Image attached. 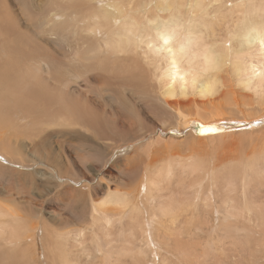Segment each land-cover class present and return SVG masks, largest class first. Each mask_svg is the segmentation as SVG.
Segmentation results:
<instances>
[{
    "label": "rangeland",
    "instance_id": "374dc122",
    "mask_svg": "<svg viewBox=\"0 0 264 264\" xmlns=\"http://www.w3.org/2000/svg\"><path fill=\"white\" fill-rule=\"evenodd\" d=\"M45 1L0 0V109L3 110H0V130L8 134L9 139L14 134L15 139H10L11 145H17V151L19 148L20 152L23 151L22 157L33 160V154L29 152L30 145L33 141L40 142L36 138L39 128L32 130L28 126L37 121V117L42 118L47 108L40 106L41 101L34 91L35 88H42V83L36 80V77L45 75L44 78L47 79L46 75H51L47 82L48 87H51L50 91H44L45 94L48 93L49 99L60 100L59 96H55L60 93L61 99L69 102L71 106L81 107L87 116L86 119L91 120L93 126L85 123L90 130L87 127L82 128L85 134H72L74 137L65 133L51 135L46 144L48 143V147L52 148L55 154L62 153L61 156L69 160L64 162L56 156L63 172L69 167L75 174L83 172V162L78 156L85 154L90 160L86 162V166L92 167L90 175L99 179L95 177L90 183L84 181L87 183H82L81 188L63 189V194L69 191L70 195L67 197L64 194L65 197L62 194L61 198L59 195L62 189L54 185L56 179L51 178V175L56 177L51 169L32 161H14L17 165L11 167L6 161L0 160V164L13 171L10 173L0 169L4 173L2 176L7 179L0 181V204L27 216L23 219L26 221L24 226L32 224L31 221L36 222L33 224L35 227L29 229L30 234L11 238L15 239L16 245L19 246L15 245L10 249L8 244L0 243V264L55 263L54 253L47 254L50 250L49 245H46L48 238L44 230L47 225L54 231L58 230V226L64 227L63 230L66 231L75 229L73 236L66 237L69 243L68 258L75 264H264V128L246 133L237 132L239 128L232 129V124L242 119H230L231 121L226 123L224 121L222 124H216L212 132L196 133L187 128L194 136L202 137L200 140L192 134H188L187 138L183 137L187 135L184 133L174 135L171 130L176 127L171 123L161 126L166 131L169 129V132L165 131V135L163 133L164 136H160L161 139L157 136L159 127L154 135L151 134L155 130L154 127L160 126L162 122V111L150 102L153 100L151 97L147 98V95L154 96L150 91L157 88L149 87L150 81H147V84L145 81L141 87L135 82L136 79L121 76L120 71L115 70L119 62L104 64L96 59L86 61L85 53L95 47L97 38L106 31L104 27L98 26L100 35L85 37L86 30L93 24L88 22L93 13L91 6L85 7L77 0H72L66 7L67 10L61 11L62 8H59L51 13L52 22L48 17ZM14 21H20L21 26L17 27ZM221 27H224V24H221ZM5 28L16 36H9ZM3 32L7 35L9 44L17 45L18 52L25 54L28 60H22L18 66L13 64L18 61L9 54L7 42L4 36L2 37ZM221 33L223 36L226 34L223 30ZM11 68H17V78L26 82L24 98L17 97L16 100H20L13 105L9 103L11 95L6 88L8 90L12 87L14 80L5 76L6 73H15ZM55 80H58V84ZM54 91L57 93H51ZM55 102L56 105L60 104L57 101L51 104ZM258 102L255 103L257 107ZM10 125L15 128H10ZM24 125L32 132L22 131ZM249 128L243 127L242 130ZM141 134L143 137L138 141L125 143V140L135 136L138 138ZM23 142H27V145ZM96 142L100 143L103 150L96 146ZM130 146H140L142 151L139 149L138 154L133 152L132 154L137 155L128 160L124 156L132 150ZM113 148V154L116 150L118 154L108 157V152ZM97 149L107 155V165L103 166V163L97 161V157L93 159ZM224 155L227 161L230 160L228 163ZM149 162H154L159 167L163 163H167L166 166L163 164L165 167H170L168 164L171 163L172 174L170 173L169 177H159L153 170L145 168ZM98 168H102L101 172L97 171ZM34 171H40L39 175L34 174L33 179L28 178L29 183L21 174L15 173L21 172L24 175ZM85 175H88V172ZM41 179L42 183H49L45 192L51 187L52 194L50 192L46 195L42 192L45 188L39 186ZM140 181L147 187L152 185V191H148V194L152 193L151 198L148 199L145 192L140 193ZM65 182L61 184H71L69 181ZM129 191H132L130 193L133 208L128 210V213L119 215V208L115 205L98 210L102 213L111 212L114 218L122 216L123 219L121 222H115V243L113 246L107 245L114 254L107 246L104 253L97 252L96 242H92L94 235L97 236L96 230L93 223L89 225L92 220L90 215L95 209L94 204L105 200L106 197L110 198L108 196L111 193L124 195ZM57 216L67 218L68 227H65L64 223L62 225V221L57 222ZM81 228L87 233L85 237H80L77 232ZM121 228L123 230L120 232L123 234H119ZM103 244H106V239ZM109 253L112 255L107 256Z\"/></svg>",
    "mask_w": 264,
    "mask_h": 264
},
{
    "label": "bare ground",
    "instance_id": "6f19581e",
    "mask_svg": "<svg viewBox=\"0 0 264 264\" xmlns=\"http://www.w3.org/2000/svg\"><path fill=\"white\" fill-rule=\"evenodd\" d=\"M70 1L72 0H46L45 5L48 6L49 19H51L53 22V15L51 13L59 8H62L61 11L67 10L68 8L66 7L69 6ZM77 1L82 6H91L93 8L92 17L88 20L89 24H91L92 22L93 24L90 25L86 30V38L91 37L93 34L100 35L98 26L104 27L106 29L105 33L101 37L97 38L95 47L91 49L89 53H85L84 58L86 59V61L90 62L96 59L98 62H104V64L105 62H111L113 64L119 62V66H115V70H119L121 76L130 78L132 80L136 79L135 82L141 87L144 86L143 84L145 81L146 84L147 81H150L151 84L149 85V87L151 86L154 89L155 87L157 88L153 91H150V93L154 96L147 95V98L150 99L151 97L153 100L150 102L156 104V106H158V108L162 111V122L160 123V126L154 127L155 130L152 131L151 134L154 135L157 131V128L159 127L157 136L161 139L162 137L160 136L163 135V133L165 135L166 131L161 126H164L166 123H171L176 127L175 129H170L173 133H175L174 135L184 133L187 135H184L183 137L187 138V136H189L188 134H192L190 130H187V128H191V130H194L196 133H202L206 131L212 132V130L216 127V124H222V122L224 121L226 123V121H231L230 119H242L238 123L234 122L232 124V129L239 128L237 132L246 133L264 128V0ZM14 23H17V27L21 26L20 21H14ZM221 24H224V27H221ZM221 29L226 32L225 36L222 35ZM5 30L8 32L9 36H16L15 33H10L7 28H5ZM3 36L7 42L9 54L18 61L16 63H13L15 66L21 64L22 60H28V57H26L25 54L18 52L17 45L9 44V39L5 33L4 35H2V37ZM11 69L14 70L15 73H6V75H4L6 76V78L9 77L8 79L12 78L14 80L13 86L11 87L9 85L10 87L8 90L6 88V91H8V93H10L11 95V99L9 98V103L10 105H13L21 98H24L23 92L26 82H21L22 79L20 78V81L17 78V68ZM44 76L41 75L36 77V80H39L42 83V88H35L34 91L35 93H37L39 101H41L39 103L40 106L47 107L48 109L45 108V114L42 116V118L41 116L40 118L37 117L38 120L34 121L32 125L28 126L32 130H35V128L37 130L39 128L38 132H36V138H38L40 142L37 143L38 141L36 139L37 142L34 143L33 141V143H31L30 145L31 150L29 152H32L33 160H31V158L30 160H27L28 157H22L21 155L23 154V151L20 152V148L19 151H17V145L16 147L11 145L10 139L11 137L14 138V134H12L9 139V137H7L8 134L1 132V130L0 152L7 156V158L0 153V160L4 162L6 161V164L10 165L11 167L17 165V163L15 162L23 161L30 163L32 161L36 163L38 162L44 167L51 169L54 176L56 177L54 178L51 175V178L56 179V182L53 183H55L54 185L56 187L62 189L59 197L63 198L61 196L63 194V189L69 190L68 188L71 189L74 187L81 188L83 187L82 183H84V181H88L90 183V181H93L97 176L94 177V175H90L92 167H88L89 165L86 166V162L90 160L87 159L85 154H83L82 156H78L83 162V172L81 171L75 174V172L70 167L67 168L66 172H63V170L59 167L60 165H58L60 162L56 156H58L60 159L62 158L61 160H63L64 162H67L69 160L65 156L63 158L61 156L62 153L55 154L53 152V149L48 147L49 145H47L48 143L46 144V141L49 137H51V135L55 134L65 133L66 135L71 137H74L75 135L72 134L75 133H81L82 135L85 132L82 128L87 127L85 123L90 124L91 127L93 125L90 123L91 120L89 121L88 119H86L87 116L82 111V109H80L81 107L76 108L71 106L69 102L61 99V95H59L60 93H57L55 91L51 92L57 93L55 94V96H59L60 100H53L52 98L49 99L48 93L45 94V89L51 88L50 86L48 87L47 83L50 80V78L48 77H50L51 75H46L47 79H45ZM8 79L7 81H9ZM55 81L57 82L58 80ZM144 93L147 92L144 91ZM17 97H19L20 99L16 100ZM64 97L65 96H63V98ZM257 100L260 102H258ZM53 101H57L60 104L57 103L58 105H56V102L54 104H51L53 103ZM256 102H258L259 107L255 105ZM64 125L67 127H62ZM0 126L2 127L1 123ZM12 126L10 128H12ZM243 127L250 128L248 130H242ZM87 128L88 130H90L89 127ZM168 130L169 129H167L166 132H169ZM22 131L26 133L32 132L31 130L27 129L25 125L24 127H22ZM34 132L32 133V135L34 134ZM18 135L20 134H17V136ZM97 136L100 137L99 135ZM192 136L196 137L199 140L202 138L199 136H194L193 134ZM140 137H143V135L141 134L138 138H136L135 136L131 139H127L125 140V143L136 142ZM207 140L209 139H206V141ZM16 141L18 142V140ZM25 141L26 139H24V142ZM194 141L195 140H193V142ZM27 142L24 144L27 145ZM17 144L19 145L20 143ZM99 144L100 143L96 142V146H100ZM96 146L95 148H97ZM140 146H130L132 150L127 152V156H124L125 159H133L132 157H135L138 153H140V150L142 151ZM116 147H118V145L115 146V148ZM115 148H113L111 152H108V157H111L114 154H118L117 150L113 154ZM133 152H137V154H132ZM96 157L98 158V162H100L101 164L103 163V166H105V164L107 165V163L109 162L107 155L104 154V152H101V149H97L95 151L93 159H96ZM232 162H234V160ZM163 164L161 167H159V165H155L154 162H149V167L147 166L145 168L153 170L159 177H169L170 173L172 172V168H170L171 163L168 164V166L170 167H165L167 163L164 164L165 166ZM200 167L202 166L200 165ZM0 169L2 171H9L10 173L13 172L10 168L2 164H0ZM101 170L102 168H98L97 171L101 172ZM2 171L0 173L1 182L2 180L6 179L2 176ZM39 172L34 171L32 173H24L26 177L21 172L15 173L21 174V176L25 178V180L29 183V179H33L32 176L34 174L39 175ZM87 172L88 175H85V173ZM98 179L99 178L97 177V180ZM8 180L10 179L8 178ZM161 180L163 179H160L159 181ZM65 181H69L71 184H61ZM42 182L43 180L41 179V181L39 182L40 185H38L44 187L45 189H43L42 192H45L49 187V183ZM86 183L87 182H85L84 184ZM71 185H73V187H71ZM151 186L147 187L145 183L140 181V193L145 192V195H147L148 191H152V189L150 188ZM50 190L45 192V194L49 195V193L51 192ZM132 191H129V193H125L124 195L123 193H117L118 191L111 193L108 196L110 198L106 197L107 199L105 198V200L94 204L95 209H93L94 212H92V214L90 215L92 217V220L91 222H89V225H92L93 223L96 230L97 236L94 235V237L96 238L93 237L92 242H96L97 252L102 253L107 245L112 244L113 246V243H115V234L117 232L115 222H121V219H123L122 216H120L118 219L114 218V214H112L111 212L102 213L98 212V210H105L106 207L109 208L115 205L119 208V215L128 213V210L133 208V202L131 201L132 197L130 193ZM64 194L67 195V197L68 195H70L69 191L64 192ZM151 194H148V199ZM3 205L0 204V243L8 244L9 248L13 249L12 246H15L16 243L14 241L15 239L11 240V238H14V236L15 238H17L21 234L27 235L29 233V229H33L35 227L33 226V224L36 222L31 221L32 224L30 225H28L29 223L27 222L28 224L24 226L26 222L24 221L25 216L21 215L22 213H17L16 210H9L6 208V206ZM37 214H39L38 210ZM57 218H59L57 222L62 221V225L64 223L65 227H68L69 220H67V218L59 216H57ZM48 226L49 225L44 228L46 237L48 238V242L46 245H49L48 248L50 249L47 254L50 253L51 255L54 253L53 256H55L56 262L53 264H75V262L73 263V260L70 261L68 258L69 253L67 252V250H69V243L66 239V237L68 238L69 235L73 236V232L75 231V229L72 228L66 231L63 230L64 227L59 228L58 226V228H56L58 230L54 231V229H50ZM122 230L123 228H121L119 232ZM77 232L79 233L80 237H85V234H87L86 231H84V229L82 228ZM36 233L38 234V229ZM119 234H123V232H120ZM102 237L106 239L105 245L103 244L105 239H103ZM110 252L114 254L112 249H110ZM47 254H45L46 257H49ZM110 254L111 253H109L107 256H110ZM110 259L112 258H109V260Z\"/></svg>",
    "mask_w": 264,
    "mask_h": 264
}]
</instances>
